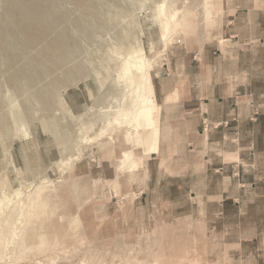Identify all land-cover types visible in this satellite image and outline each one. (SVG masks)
<instances>
[{
  "label": "rangeland",
  "instance_id": "1",
  "mask_svg": "<svg viewBox=\"0 0 264 264\" xmlns=\"http://www.w3.org/2000/svg\"><path fill=\"white\" fill-rule=\"evenodd\" d=\"M9 1L0 26L20 47L0 38L16 60L0 54V264H264V189L249 186L248 157L232 169L240 159L183 147L156 90L183 55L239 53L245 67L264 39L255 20L248 41L242 21L263 22V0H20L53 12L33 46L9 25ZM138 54L148 73L139 104L153 99L158 122L141 131L124 116L136 95L122 73ZM227 125L204 120L201 140ZM127 151L139 162L131 171Z\"/></svg>",
  "mask_w": 264,
  "mask_h": 264
},
{
  "label": "crops",
  "instance_id": "2",
  "mask_svg": "<svg viewBox=\"0 0 264 264\" xmlns=\"http://www.w3.org/2000/svg\"><path fill=\"white\" fill-rule=\"evenodd\" d=\"M248 15L241 25L249 34L248 41L254 39L251 30H256L255 20L261 25L264 39V19L261 22L253 17L254 13ZM239 17L234 18L237 23ZM239 43V39L231 43L226 51L235 53ZM259 46L262 48L251 46L245 50L247 58L250 57L245 67L239 62V53L236 58L230 59L228 54L226 59L220 55L214 59L209 56V60L207 56L197 60L183 55L173 71L160 80L156 90L159 105L164 107V124L171 133L179 130L183 147L209 151V157L240 159L236 164L231 163L232 169H239V165H244L241 157H248L247 179L245 176L242 179L251 181L249 186L261 191L264 189V62L256 66L255 58L260 50L264 58V43ZM204 120L210 125L220 122L229 125L211 131L204 141L200 135ZM236 130L242 136L234 144Z\"/></svg>",
  "mask_w": 264,
  "mask_h": 264
},
{
  "label": "bare ground",
  "instance_id": "3",
  "mask_svg": "<svg viewBox=\"0 0 264 264\" xmlns=\"http://www.w3.org/2000/svg\"><path fill=\"white\" fill-rule=\"evenodd\" d=\"M7 8V16L8 23L11 27L16 25L18 27L17 31L23 34L28 41L27 45H40L42 39L46 36L48 31L52 29V22H49V18L52 17V9L43 8L39 6L37 3L33 4H24L20 0L9 1L6 3ZM13 17V18H12ZM15 17H19L15 19ZM10 20V21H9ZM36 26L38 27V33L31 31L32 28ZM166 30V29H165ZM14 36H18V33L13 28L5 30L4 27L0 26V38L6 41H10L12 46L20 47L19 38H15ZM65 41V40H64ZM1 46V43H0ZM22 46V45H21ZM0 54L7 55V61L10 62V66H13L16 62L14 58H12L8 53L7 49H0ZM5 60V58H4ZM145 57L142 55H137L128 59L125 63V66L122 70L123 75H126V71H131L132 74L129 75V81L131 82V86H134L135 89V104L132 108H129L124 114L126 119L134 118L140 121L138 127H140V131L144 127H152L156 126L158 122L153 119V114L155 111V103L154 100L149 99L139 104V99L142 97V94L147 89V71L146 69V61ZM1 61V60H0ZM151 83V82H149ZM133 89V88H132ZM133 96V95H132ZM123 165L128 166L130 171L138 166V160L135 159L134 155L130 153V151L124 152L122 155ZM128 169V170H129Z\"/></svg>",
  "mask_w": 264,
  "mask_h": 264
}]
</instances>
